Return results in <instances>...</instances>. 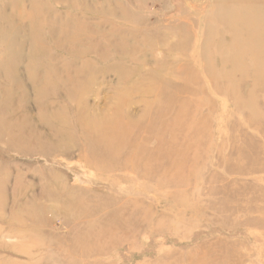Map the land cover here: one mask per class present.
Returning a JSON list of instances; mask_svg holds the SVG:
<instances>
[{
  "label": "rangeland",
  "instance_id": "374dc122",
  "mask_svg": "<svg viewBox=\"0 0 264 264\" xmlns=\"http://www.w3.org/2000/svg\"><path fill=\"white\" fill-rule=\"evenodd\" d=\"M198 263L264 264V0H0V264Z\"/></svg>",
  "mask_w": 264,
  "mask_h": 264
},
{
  "label": "bare ground",
  "instance_id": "6f19581e",
  "mask_svg": "<svg viewBox=\"0 0 264 264\" xmlns=\"http://www.w3.org/2000/svg\"><path fill=\"white\" fill-rule=\"evenodd\" d=\"M240 38V37H239ZM206 55V54H205ZM177 121L180 120V118H176ZM95 124V123H93ZM109 124V123H108ZM179 125L180 122L178 123ZM100 126L98 124H95V128L94 131L99 128ZM172 133L174 132V130H170ZM174 137V135H173ZM94 147L97 149L96 152L92 153L89 156V159L87 160L89 162V164H95V169L97 171H111L112 169H115L117 167H126L127 166V162L125 161H119L117 162V159H113L112 156H110L113 153V150L115 149L114 146L116 144L110 143V142H104V141H96L95 140V144H93ZM106 154V155H105ZM134 160L138 159L137 155H133ZM117 213H114L113 215L116 216ZM114 220V217L111 216V218L109 219V221ZM124 221H128V218H124L122 219ZM199 262H205V259H201L199 260ZM199 264V263H198Z\"/></svg>",
  "mask_w": 264,
  "mask_h": 264
}]
</instances>
